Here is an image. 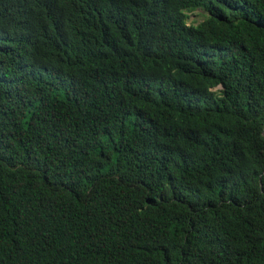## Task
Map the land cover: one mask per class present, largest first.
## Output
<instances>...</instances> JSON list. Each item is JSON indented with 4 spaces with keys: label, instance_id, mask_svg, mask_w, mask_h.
I'll list each match as a JSON object with an SVG mask.
<instances>
[{
    "label": "trees",
    "instance_id": "16d2710c",
    "mask_svg": "<svg viewBox=\"0 0 264 264\" xmlns=\"http://www.w3.org/2000/svg\"><path fill=\"white\" fill-rule=\"evenodd\" d=\"M0 264H264V0H0Z\"/></svg>",
    "mask_w": 264,
    "mask_h": 264
},
{
    "label": "rangeland",
    "instance_id": "374dc122",
    "mask_svg": "<svg viewBox=\"0 0 264 264\" xmlns=\"http://www.w3.org/2000/svg\"><path fill=\"white\" fill-rule=\"evenodd\" d=\"M186 15H187V23L194 24V25L203 21L207 16V14L201 9H196L193 11H186Z\"/></svg>",
    "mask_w": 264,
    "mask_h": 264
}]
</instances>
